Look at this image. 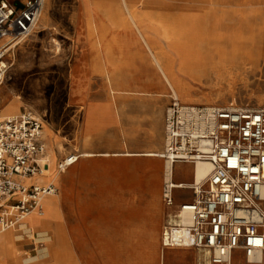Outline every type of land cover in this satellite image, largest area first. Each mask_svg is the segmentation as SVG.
Listing matches in <instances>:
<instances>
[{"label": "crops", "instance_id": "obj_1", "mask_svg": "<svg viewBox=\"0 0 264 264\" xmlns=\"http://www.w3.org/2000/svg\"><path fill=\"white\" fill-rule=\"evenodd\" d=\"M99 1L104 0H79L70 24V48L61 75L62 124L39 114L51 172L34 180L56 187L49 202L57 215L50 224L63 233V215H83L100 246L142 245L155 248V264H195L192 248L161 245L172 206L163 197L167 162L157 153L164 147L170 89L149 60L147 48L137 46L134 32L115 28L92 9ZM68 154L77 157L58 171L57 162ZM174 165L188 166L192 173L191 163ZM172 195L175 202L190 198L176 197L174 189ZM31 224L27 221L26 227ZM62 246H67L64 233ZM248 264H264V250L260 260Z\"/></svg>", "mask_w": 264, "mask_h": 264}, {"label": "built area", "instance_id": "obj_2", "mask_svg": "<svg viewBox=\"0 0 264 264\" xmlns=\"http://www.w3.org/2000/svg\"><path fill=\"white\" fill-rule=\"evenodd\" d=\"M44 0L17 6L0 0V85L7 54L35 29ZM42 118L30 109L0 117V228L18 225L42 211L40 198L53 195L52 182L34 180L48 169ZM172 168L175 162L205 161L199 181L164 183L163 197L172 210L161 231L163 247H188L202 264H248L264 250V105L195 104L170 95L164 113V147L157 153ZM76 154L57 162L63 170ZM175 188L190 198L175 202Z\"/></svg>", "mask_w": 264, "mask_h": 264}, {"label": "rangeland", "instance_id": "obj_3", "mask_svg": "<svg viewBox=\"0 0 264 264\" xmlns=\"http://www.w3.org/2000/svg\"><path fill=\"white\" fill-rule=\"evenodd\" d=\"M7 1L19 6L22 0ZM145 3L148 18H142L139 30H146L156 48L166 51L175 64L177 52L170 47L169 39L161 34L157 26L160 19L167 25L178 16L185 18L189 24L193 22V15L204 18L208 20L212 34L218 32L225 35L227 50L233 44L239 54L238 61L233 64L226 60L207 65L204 70L206 75L200 78L179 74V101L219 105L232 103L249 107L264 105V0H146ZM78 4L79 0H44L35 29L7 54L9 66L0 85V117L16 114L26 108L62 124L64 86L61 75L70 48L68 32L79 9ZM96 4L92 9L105 16V20L115 28L134 32L137 46L146 48L122 2L104 0ZM132 8L141 14L140 4L136 3ZM147 56L151 60L148 51ZM12 104L14 111L5 114L4 110ZM50 172L51 167L47 174ZM191 178L188 166H173L174 181H189ZM174 195L187 198L190 190L176 188ZM63 218L67 228L63 231L67 246H62L61 231L60 243L51 246V235L47 229L53 227L50 224L52 219L44 209V215L32 222L43 231L34 232L32 238L30 229L25 227L24 232L16 238L18 259L15 264H55V261L57 264H155V248L142 245L100 246L94 230L88 229L86 216L66 214ZM12 229L17 235L20 232ZM52 249L57 250L58 256L50 253ZM192 251L196 254L195 264H202L199 254L194 249ZM0 264L5 263L0 259Z\"/></svg>", "mask_w": 264, "mask_h": 264}, {"label": "bare ground", "instance_id": "obj_4", "mask_svg": "<svg viewBox=\"0 0 264 264\" xmlns=\"http://www.w3.org/2000/svg\"><path fill=\"white\" fill-rule=\"evenodd\" d=\"M119 1L123 3L129 19L137 28L142 41L144 42L146 48L148 49L152 64L159 70L162 77L166 80L167 86L170 89L171 96H174L178 99V91H180V86H181L178 80L179 74L189 76V77H199L200 78V76L206 75V72L204 71L205 67L211 63L228 60L229 63L233 64L238 61L239 54L237 53L233 44L229 51L224 45L226 41L225 35L218 33V32L216 34H212V32L209 30V26H208L209 23L207 22L208 20L206 21L204 18L193 15L194 18L191 24H189L188 23L189 21H187L185 18H181V17L179 18V16L176 18H173L171 23L167 25L163 23V19H160L158 22L157 26H159V28L161 29V34H163L166 38L169 39L170 47L177 52V61L175 64V61L173 60V58H169V56L165 53L166 51L164 52L163 49L156 48L155 43L153 42L152 38L150 37L149 33L146 30H144V32L139 30V24L142 18L144 17L148 18V12L145 6L146 0H119ZM183 1L188 2V0H183ZM136 3L140 4L142 7L139 10L141 14L137 13V11L132 8V6H134ZM238 37H242V36L239 35ZM214 60H217V61H214ZM14 108L15 107L12 104L4 110V113L9 115L11 112L14 111ZM167 166H168V175H171L172 169L170 168L168 164ZM49 169L50 167L44 171L45 175L47 174ZM208 170H209V164L207 162L205 161L197 162L193 166V169H192V179L194 178L195 181L201 180L207 174ZM36 178L38 181V179H40L41 176H37ZM50 198H51V195L43 196L40 198V204L42 207V211L39 214L35 210H32L26 215V217L18 225L13 226V227L3 228V229L0 228V259L3 261V263L15 264L18 259L17 249L15 248V240L17 237H19V235L14 233L15 231L12 228L17 229L19 231L24 230V228L27 225V221L33 222V220H36L38 216L44 215V209L47 215L49 216V218L53 220L54 219L53 217H56L57 214L52 213V212H55L56 210H53L51 212V209H50V207H53V204L49 202ZM55 213H57V211ZM28 228L30 229V235L32 236V238H34L33 234L34 232H37L38 229H36V227L33 224H31ZM50 235H51L50 241L52 244L51 246L53 245L56 246V244L60 243L59 241H60L61 233H60V230L54 227V225L50 231ZM50 253L55 256L56 255L58 256V252L56 249H52ZM55 264H57V261H55Z\"/></svg>", "mask_w": 264, "mask_h": 264}]
</instances>
